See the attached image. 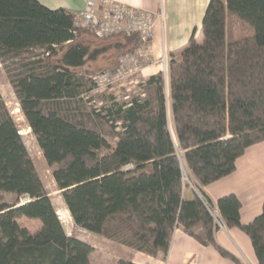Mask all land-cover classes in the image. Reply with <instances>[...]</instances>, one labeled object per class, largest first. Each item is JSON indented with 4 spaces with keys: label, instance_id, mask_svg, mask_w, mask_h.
Listing matches in <instances>:
<instances>
[{
    "label": "trees",
    "instance_id": "16d2710c",
    "mask_svg": "<svg viewBox=\"0 0 264 264\" xmlns=\"http://www.w3.org/2000/svg\"><path fill=\"white\" fill-rule=\"evenodd\" d=\"M74 18L36 0H0V65L45 163L55 167L53 180L74 226L152 258L167 255L180 228L238 263L215 243V211L224 228L246 234L257 264H264V205L260 216L242 225L236 200L213 203L202 192L234 171L241 139H264V0H209L202 40L193 32L171 56L175 141L161 73L142 80L140 94L127 103L105 93L103 107H87L92 78L114 73L119 58L139 47V37L97 39L75 30ZM233 18L253 35L231 38L227 24ZM87 35L108 43L92 46ZM111 51L117 55L106 62ZM184 172L198 190L190 201L182 198ZM2 195L28 202L0 204V264H91L93 248L65 234L0 95ZM20 218L39 222V230L21 227Z\"/></svg>",
    "mask_w": 264,
    "mask_h": 264
},
{
    "label": "crops",
    "instance_id": "0c3cea01",
    "mask_svg": "<svg viewBox=\"0 0 264 264\" xmlns=\"http://www.w3.org/2000/svg\"><path fill=\"white\" fill-rule=\"evenodd\" d=\"M50 10L63 9L73 15L95 8L100 0H36ZM135 9L147 11L157 16L164 15L162 21L154 23L150 40V60L143 64L142 80L161 73L164 84L169 89V62L188 44L194 32L197 41L202 40L201 24L209 0H110ZM164 58V62L159 59ZM170 109V106H169ZM170 111V110H169ZM171 117V113H169ZM241 155L236 160L234 171L220 180L202 188V192L213 202L236 200L239 205L240 223L247 225L262 214L264 205V139L258 144H250L246 138L240 140ZM197 192L191 187L184 188V201L192 200ZM218 247L233 256L238 263L221 257L212 247H203L187 236L180 228L172 235L170 247L165 257L152 258L134 252L124 255L121 249L118 260L133 264H257L246 234L238 228H219L214 235ZM103 244V243H102ZM115 252L118 245L104 243Z\"/></svg>",
    "mask_w": 264,
    "mask_h": 264
},
{
    "label": "rangeland",
    "instance_id": "374dc122",
    "mask_svg": "<svg viewBox=\"0 0 264 264\" xmlns=\"http://www.w3.org/2000/svg\"><path fill=\"white\" fill-rule=\"evenodd\" d=\"M94 9L90 8L89 10L94 11ZM227 25H228V34L233 39H239L253 35V29L236 18L230 19ZM85 39L86 40L84 41L87 42L88 44H91L92 46L101 45L102 43H106L108 41L106 40V41L97 42L89 35H87ZM116 55L117 54L111 51L107 55V59L105 61L109 62V59L113 60ZM145 59L147 60H144L142 64H146L149 62L150 54ZM160 60H162V58L159 59L158 61L160 62ZM99 61L94 65L95 66L101 65L102 62ZM84 69L86 68L81 69L80 72H83ZM100 69L102 70V68ZM141 82H142V78L140 77V75H135L122 81L120 84L114 86L112 89L98 90L94 86H92V89L88 93V95L84 96L85 98L84 101H86L87 99H91L90 103H86L87 107L93 106L95 109H99L105 105V102L103 101V96L105 95V93H108V94H112L118 102L127 103L133 97L138 96L140 94L139 85L141 84ZM0 95L10 113L11 118L15 123V126L17 127L18 133L22 138L23 144L35 166V169L39 177L41 178L45 191L49 199L51 200V203L56 211L59 221L62 224L65 234L68 237H75L76 239L90 245L93 248V253L90 256L91 264H116L117 262L116 256L119 252V248L121 249V251H124L123 252L124 255H127L126 253H133V251L121 246H118V248L115 249V252H113L103 245L104 243H109V241L74 226L72 219L70 218L69 215L66 214L67 209L63 203L60 191H58L53 180L52 174L53 171L55 170V167H49L45 163L43 156L37 146L36 140L34 136L31 134L24 117L20 112L16 97L9 84L8 74L6 73L3 65H0ZM165 95H166L167 110H168V128L173 141H175V134L173 130L172 120L169 115L170 101H169V89L167 87V82L165 83ZM115 144L116 141H110V145L112 148L115 147ZM183 179L184 180L188 179L191 184L193 182L187 176L186 172H184ZM185 186L187 187V185ZM192 186L194 187V190L198 192L197 188L194 185ZM27 202L28 199L26 197H21L17 199L12 195H2L0 199V204H6L8 206H11L15 203H18V205H23ZM17 223L21 227L28 229L31 233L38 231L40 228L39 222L27 220L25 218L18 219Z\"/></svg>",
    "mask_w": 264,
    "mask_h": 264
},
{
    "label": "built area",
    "instance_id": "2783aa9c",
    "mask_svg": "<svg viewBox=\"0 0 264 264\" xmlns=\"http://www.w3.org/2000/svg\"><path fill=\"white\" fill-rule=\"evenodd\" d=\"M94 9V7H93ZM164 16L160 12L157 16L143 10L135 9L110 0H100L94 11H84L75 15L74 27L77 29L89 30L97 39H106L114 35L131 36L136 34L139 37V47L132 54L120 57L118 68L114 73L102 72L92 78L95 88L98 90L112 89L122 81L141 73L143 61L150 54V40L152 39L154 23L162 21ZM164 62V58L161 60ZM131 165L124 167V170H131ZM184 185L194 189L188 179H183ZM214 222L219 228H224L218 221L214 211Z\"/></svg>",
    "mask_w": 264,
    "mask_h": 264
},
{
    "label": "bare ground",
    "instance_id": "6f19581e",
    "mask_svg": "<svg viewBox=\"0 0 264 264\" xmlns=\"http://www.w3.org/2000/svg\"><path fill=\"white\" fill-rule=\"evenodd\" d=\"M66 214L69 215L68 212H67V210H66Z\"/></svg>",
    "mask_w": 264,
    "mask_h": 264
}]
</instances>
